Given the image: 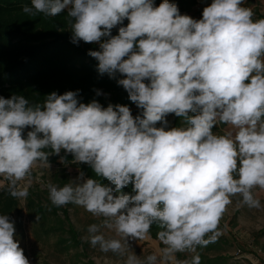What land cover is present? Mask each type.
I'll return each instance as SVG.
<instances>
[{
	"label": "clouds",
	"instance_id": "obj_1",
	"mask_svg": "<svg viewBox=\"0 0 264 264\" xmlns=\"http://www.w3.org/2000/svg\"><path fill=\"white\" fill-rule=\"evenodd\" d=\"M244 3L212 0L196 20L169 0H31L22 9L29 15L67 9L71 42L98 43L88 53L98 71L119 72L118 85L142 112L79 102V90L35 105L0 96V178L10 196L26 199L33 168L50 169L49 156L64 151L109 182L81 171L63 186L47 185L53 206L75 204L99 220L82 241L125 257L123 264H200L197 248L220 235L232 197L262 207L253 190L264 191V18ZM169 114L186 126L169 128ZM218 125L232 130L218 134ZM153 225L162 247L141 258L130 241L150 239ZM14 233L0 215V264H29Z\"/></svg>",
	"mask_w": 264,
	"mask_h": 264
},
{
	"label": "rangeland",
	"instance_id": "obj_2",
	"mask_svg": "<svg viewBox=\"0 0 264 264\" xmlns=\"http://www.w3.org/2000/svg\"><path fill=\"white\" fill-rule=\"evenodd\" d=\"M211 3L212 0H198V5L192 12L180 14L199 20L202 18L203 9ZM242 6L253 9L254 19L264 18V0H245ZM20 15V13L16 15L17 19L13 22L15 25L18 22L19 25L34 31L41 29L46 21V26L53 32L72 37L67 11L54 18L46 17L42 13L23 14L21 17ZM259 15L261 17H258ZM113 30L114 36L118 35V26ZM76 44L87 49L89 45L99 47L98 43L83 41ZM69 51L73 54L72 49L67 47L65 59L71 58ZM101 95L105 97V94ZM168 117V125H172L173 119L170 115ZM231 130L227 125L221 128L223 134ZM50 159L51 157H49L50 169L40 166L39 162L33 168L32 183L28 187L26 199L18 200L10 196L7 181L0 178V215H8L14 223V239L23 249L29 264H123L125 257L111 252H101L98 246L92 247L89 242L82 241L81 238L87 235L88 226L99 223L97 218L81 206L68 204L57 208L48 199L47 185L49 183L63 186L70 180L76 179L81 171L86 178H93L89 175L87 165L80 166L79 163H74L75 166H73L69 162L62 163L60 160L55 162ZM20 183L26 184L27 181ZM253 191L260 199L262 207L249 208L238 203L240 197H232V203L227 207L222 218L223 237L228 242L210 257L223 256L227 258V264H264V191L259 189ZM236 213L238 215H235ZM234 218H236V225L233 223ZM104 233L106 237H115L113 231L104 230ZM73 239L80 241L82 245H77ZM130 243L135 253L141 255V258L162 247L161 242L152 237L139 242L130 241Z\"/></svg>",
	"mask_w": 264,
	"mask_h": 264
},
{
	"label": "trees",
	"instance_id": "obj_3",
	"mask_svg": "<svg viewBox=\"0 0 264 264\" xmlns=\"http://www.w3.org/2000/svg\"><path fill=\"white\" fill-rule=\"evenodd\" d=\"M163 0H153L154 6H159ZM179 8L180 13L192 12L198 5V0H169ZM31 6V0H0V96L11 98L12 95H23L29 100L30 105L42 104L46 96L52 92L64 94L67 91H77V99L82 103H90L93 100L101 104L102 107H108L109 104L128 106L133 117L140 115L142 110L133 103L128 96L127 91L117 81L124 78L119 72L112 74H101L98 71V61L91 57L89 51L99 50L98 46L81 48L80 45L71 42L70 36L55 33L48 26L46 21L41 29L31 30L25 26L15 25L16 15H27L22 11L23 7ZM64 11H67L66 9ZM20 15V17H21ZM258 17H261L260 15ZM54 18V17H51ZM48 21V20H47ZM128 20L125 19L120 26H127ZM114 36V30L112 29ZM69 47L70 59H65V49ZM77 58L79 60L77 61ZM88 61L86 62V60ZM148 83V81H145ZM99 91V95H97ZM101 94H105L102 97ZM173 118L171 127L186 126L183 118L169 114ZM190 115H194L190 113ZM167 121L169 120L166 117ZM161 124H157L160 127ZM226 125H218L213 129L214 132H221V128ZM30 128L24 130V136ZM50 152L51 149H45ZM50 160L69 162L73 166V156L64 151L59 156L51 155ZM80 166L87 164L79 163ZM89 175L100 180L104 184L109 182L96 177L89 165L86 166ZM5 190V189H4ZM125 194H132V185L122 189ZM223 229L219 225V231ZM159 231L156 225H153L150 236L157 239ZM223 233L220 234L214 242L207 246L198 247L197 252L200 255V264H227V258L223 256L210 255L217 252L220 247L227 244ZM75 238V237H74ZM207 238V237H206ZM77 245H82L80 241L73 239ZM189 253H178L177 259H191Z\"/></svg>",
	"mask_w": 264,
	"mask_h": 264
},
{
	"label": "crops",
	"instance_id": "obj_4",
	"mask_svg": "<svg viewBox=\"0 0 264 264\" xmlns=\"http://www.w3.org/2000/svg\"><path fill=\"white\" fill-rule=\"evenodd\" d=\"M168 116H169V115H168ZM168 116H167V118L169 119ZM172 119H173V118H172ZM172 125H173V123H172ZM172 125H169V126H172ZM235 215H238V213H236ZM222 222H223V219H221L220 224H219V225H222V226H223V229L219 231L220 233H224V224H223ZM233 223L236 225V218L233 219ZM225 233H226V232H225Z\"/></svg>",
	"mask_w": 264,
	"mask_h": 264
}]
</instances>
